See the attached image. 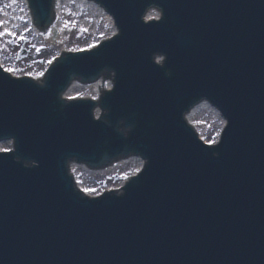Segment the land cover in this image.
Masks as SVG:
<instances>
[{"label":"water","instance_id":"obj_1","mask_svg":"<svg viewBox=\"0 0 264 264\" xmlns=\"http://www.w3.org/2000/svg\"><path fill=\"white\" fill-rule=\"evenodd\" d=\"M59 1L53 2L49 38H61L69 6L83 18L81 25L93 18V31L100 25L115 31L104 9L84 0H62L59 7ZM102 1L115 14L121 38L58 66L46 89L0 72V140L14 138L18 157L37 164L29 168L0 155V264H264V0H147L160 5L167 20L149 25L140 21L142 0ZM16 2L13 12L31 27L28 9ZM35 3L45 15L47 0ZM157 13L150 8L147 14L154 19ZM73 28L70 23L64 45L49 41L37 48L28 34L1 37L0 49L10 70L38 75L61 48L90 43L89 33ZM14 30H25L17 18ZM25 44L28 58L19 62ZM156 52L168 55L172 79L151 63ZM105 66L118 75L115 93L104 101L110 118L115 123L127 109L143 111L129 146L151 159V166L142 186L129 189L125 198L91 202L73 193L65 160L96 161L107 138L111 154L126 140L93 121L92 104H72L60 113L57 95L74 71L91 75ZM106 80L91 85L90 94L103 93ZM73 86L62 94L65 101L85 90ZM202 95L230 123L215 149L218 158L180 118ZM189 113V120L208 121L202 123L204 137L213 140L218 113L205 103ZM130 165L141 162H121L110 171L124 175Z\"/></svg>","mask_w":264,"mask_h":264},{"label":"snow or ice","instance_id":"obj_2","mask_svg":"<svg viewBox=\"0 0 264 264\" xmlns=\"http://www.w3.org/2000/svg\"><path fill=\"white\" fill-rule=\"evenodd\" d=\"M13 2H16V0H13ZM3 26V22L2 21H0V27H2ZM84 31H86V29H84ZM4 33H0V35H3ZM7 34H9V35H11L12 33H7ZM21 38H23V37H21ZM91 47H96V45H92ZM8 71H11V70H8Z\"/></svg>","mask_w":264,"mask_h":264}]
</instances>
